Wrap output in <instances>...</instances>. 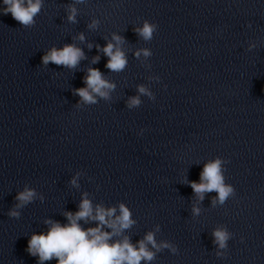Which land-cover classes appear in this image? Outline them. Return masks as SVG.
Returning <instances> with one entry per match:
<instances>
[{
	"label": "clouds",
	"instance_id": "1",
	"mask_svg": "<svg viewBox=\"0 0 264 264\" xmlns=\"http://www.w3.org/2000/svg\"><path fill=\"white\" fill-rule=\"evenodd\" d=\"M45 0H2L0 14H11L13 19L22 25L23 28H33L44 8ZM87 0H72L66 5V19L71 24L78 23L77 17L79 9L77 5L86 4ZM100 25V20L92 18L87 24L89 30H96ZM250 26V25H249ZM157 25L148 20H144L142 26H136L133 31L145 42H150L157 31ZM85 34L78 33L73 40L85 42ZM106 44L93 45L88 43L89 50L95 46L97 52H102L106 56L105 68L110 72L120 73L128 66V57L123 48L126 43L125 37L113 32L111 40L105 37ZM254 43L249 44V50L255 48ZM152 56L149 48H139L134 52V57L145 61ZM87 59L85 52L75 42L66 43L62 47L52 46L42 56V65L49 63L63 66L71 71L78 69L82 60ZM100 56L92 58L93 65L99 63ZM147 68L151 65L147 64ZM149 80L159 81L158 76H150ZM84 87L73 89V95L80 99L76 103L81 105H94L99 100L110 101L111 93L116 89L115 82L107 79L99 68H87L83 77ZM137 95L128 97L126 107L128 109L137 108L141 105V96H147L150 100H155L151 89L145 84L136 86ZM143 131V130H142ZM227 160L216 157L207 161L199 175V181H187L196 197V202L192 205L193 217L201 214V204L206 194L215 192L211 199V207L223 206L230 198L236 195L235 188L225 181V165ZM82 172H76L70 180L72 187L79 188L78 183ZM44 201L43 194L37 192L25 184L22 191L15 197L16 203L8 211L11 218L19 219L21 209L35 200ZM63 216L66 223L46 218L43 223L47 225V230L39 234L33 233L28 241L26 251L29 255L37 257V264H45L46 261L55 259L57 264H152L157 258V254L167 249L173 254H177V245L168 240H157V234L161 232V226L156 224L152 230L147 231L142 238L133 242L128 234L137 221L133 218L131 209L124 203L118 202L115 205L106 206L103 202L94 203L90 194L85 191L81 194L78 210L75 212L64 211ZM94 223L95 226L84 227ZM213 244L216 246V256L223 257L228 248V241L232 238L228 228L224 225L217 226L211 232ZM243 238H241L242 240Z\"/></svg>",
	"mask_w": 264,
	"mask_h": 264
}]
</instances>
